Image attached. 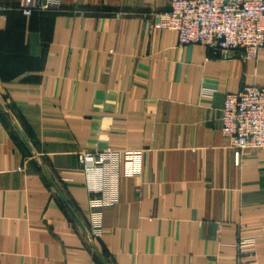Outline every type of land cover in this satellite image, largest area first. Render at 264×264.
<instances>
[{
  "label": "crops",
  "instance_id": "obj_1",
  "mask_svg": "<svg viewBox=\"0 0 264 264\" xmlns=\"http://www.w3.org/2000/svg\"><path fill=\"white\" fill-rule=\"evenodd\" d=\"M23 1L0 0V264H264V150L221 133L264 50L179 46L171 0ZM108 146L93 207L78 154Z\"/></svg>",
  "mask_w": 264,
  "mask_h": 264
},
{
  "label": "built area",
  "instance_id": "obj_2",
  "mask_svg": "<svg viewBox=\"0 0 264 264\" xmlns=\"http://www.w3.org/2000/svg\"><path fill=\"white\" fill-rule=\"evenodd\" d=\"M61 10V0H24L22 5L26 15ZM153 26L176 31L179 46L197 43L225 54L242 51L244 58H256L264 50V0H171L170 10L156 14ZM221 133L235 149L237 162L245 151L264 150V85L226 94ZM102 134L104 137L105 132ZM114 152L108 146L78 154L93 207L114 202L96 198L104 191L105 165ZM93 215L98 219L96 212ZM248 245L251 242L241 244Z\"/></svg>",
  "mask_w": 264,
  "mask_h": 264
},
{
  "label": "water",
  "instance_id": "obj_3",
  "mask_svg": "<svg viewBox=\"0 0 264 264\" xmlns=\"http://www.w3.org/2000/svg\"><path fill=\"white\" fill-rule=\"evenodd\" d=\"M16 129L18 130V132L20 133V135L22 136V138L26 141V138L24 137L23 133L21 132V130L19 129V127L17 125H16ZM69 208H70L72 214L75 216V218H77L76 215H75V213H74V211L72 210V208L71 207H69Z\"/></svg>",
  "mask_w": 264,
  "mask_h": 264
}]
</instances>
